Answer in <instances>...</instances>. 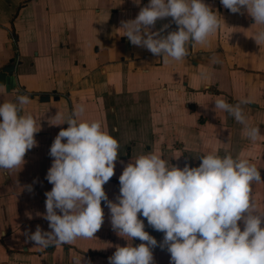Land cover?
<instances>
[{"label": "crops", "instance_id": "1", "mask_svg": "<svg viewBox=\"0 0 264 264\" xmlns=\"http://www.w3.org/2000/svg\"><path fill=\"white\" fill-rule=\"evenodd\" d=\"M148 3L0 0V103L14 100L13 90L19 88L30 98L25 111L41 117L37 145L26 152L22 168L0 169V264H77L81 258V264H109L117 246L141 243L116 234L105 201L104 222L94 238L46 249L24 243V233L38 225L51 231L38 213L46 212L45 193L53 187L46 179L53 162L50 147L68 127L50 124L51 118L58 112L67 118L81 103L82 119L102 120L120 144L114 175L104 185L113 202H118L124 167L149 151L181 168L199 166V156L212 151L242 156L257 165L264 181V43L251 37L264 25L254 24L246 12L231 13L221 0H205L218 14L220 28L206 44L189 48L186 59L164 63L118 29ZM170 22L171 17L157 20L150 30ZM173 30L178 26L171 22L162 35ZM7 66H13L11 72ZM241 97L253 101L241 107L249 124L260 129L255 142L228 113L213 111L215 99L235 104ZM253 196L264 211V182L253 184ZM138 218L159 244L164 233ZM153 256L154 264H170L166 249L155 247Z\"/></svg>", "mask_w": 264, "mask_h": 264}, {"label": "clouds", "instance_id": "2", "mask_svg": "<svg viewBox=\"0 0 264 264\" xmlns=\"http://www.w3.org/2000/svg\"><path fill=\"white\" fill-rule=\"evenodd\" d=\"M134 3L139 5L140 0ZM221 4L234 14L246 12L254 24L264 25V0H221ZM168 17L178 30L162 35L171 22L150 30L157 20ZM220 26L218 14L205 0H149L134 19L122 20L118 29H123L122 36L132 45L170 63L186 59L189 48L195 51L198 44H206ZM251 37L261 45L264 29ZM13 92L14 100L0 103V169L9 172L22 168L26 152L37 145L35 134L41 130V117L25 111L29 95L19 88ZM251 102L248 97L235 104L217 98L213 111L216 115L217 111L228 113L255 142L260 129L249 124L241 107ZM200 105L207 109L208 105ZM84 113L81 103L67 118L59 112L51 118L52 125H68L50 147L53 162L46 179L53 187L45 193L46 212L38 213L49 222L51 231L38 225L34 232L24 233V243L46 249L70 245L78 238H94L104 222L101 202L105 201L116 234L141 241L137 246H117L109 264H154L157 246L170 253V264H264V211L253 196V184L264 181L255 163L212 151L199 156V166L186 163L181 168L162 158L160 152L149 151L124 167L118 202H113L104 185L114 175L120 144L102 120L82 119ZM27 190L32 191L31 185ZM138 214L164 233L159 244L145 231Z\"/></svg>", "mask_w": 264, "mask_h": 264}, {"label": "water", "instance_id": "3", "mask_svg": "<svg viewBox=\"0 0 264 264\" xmlns=\"http://www.w3.org/2000/svg\"><path fill=\"white\" fill-rule=\"evenodd\" d=\"M12 69H13V66H7V67L5 68V70H6V71H9V72H11ZM42 99H47V97H43Z\"/></svg>", "mask_w": 264, "mask_h": 264}]
</instances>
